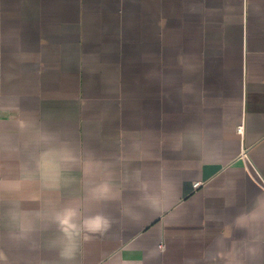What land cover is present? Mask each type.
Wrapping results in <instances>:
<instances>
[{"label": "crops", "instance_id": "obj_1", "mask_svg": "<svg viewBox=\"0 0 264 264\" xmlns=\"http://www.w3.org/2000/svg\"><path fill=\"white\" fill-rule=\"evenodd\" d=\"M0 264H264V0H0Z\"/></svg>", "mask_w": 264, "mask_h": 264}, {"label": "built area", "instance_id": "obj_2", "mask_svg": "<svg viewBox=\"0 0 264 264\" xmlns=\"http://www.w3.org/2000/svg\"><path fill=\"white\" fill-rule=\"evenodd\" d=\"M236 130H237L238 133L241 134L243 132V126L242 125H238ZM245 156H246V150H245V148H243L242 151H241V153H240V155H239V157L240 158H243ZM199 184H200V182L199 181H196V182H194L193 186L194 187H198Z\"/></svg>", "mask_w": 264, "mask_h": 264}]
</instances>
